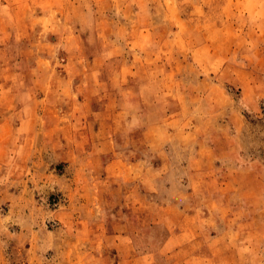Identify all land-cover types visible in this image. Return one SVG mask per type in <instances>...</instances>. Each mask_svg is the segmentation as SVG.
<instances>
[{
    "label": "clouds",
    "instance_id": "clouds-1",
    "mask_svg": "<svg viewBox=\"0 0 264 264\" xmlns=\"http://www.w3.org/2000/svg\"><path fill=\"white\" fill-rule=\"evenodd\" d=\"M253 72L264 73V0H0V203L11 201L0 215V264H11L12 239L30 243L28 264H108L94 255L105 241L119 249L120 264H264V179L255 187L219 181L211 167L219 157L200 139L231 102L226 82L241 81L248 98L249 84L264 94ZM139 130L145 158L133 163L135 151L117 152L114 137L127 149ZM49 147L67 149L70 177L38 171ZM108 152L114 159L105 163ZM29 180L35 190L59 185L67 205L37 207ZM20 185L19 195L8 191ZM141 185L163 191L159 203ZM115 197L131 214L107 236ZM38 217L62 227L41 237Z\"/></svg>",
    "mask_w": 264,
    "mask_h": 264
},
{
    "label": "rangeland",
    "instance_id": "rangeland-1",
    "mask_svg": "<svg viewBox=\"0 0 264 264\" xmlns=\"http://www.w3.org/2000/svg\"><path fill=\"white\" fill-rule=\"evenodd\" d=\"M49 40L55 42L56 37L49 35ZM63 55V53H61ZM255 76L256 84L264 82V73L253 72ZM249 87H253V95L251 98L246 96L245 86L241 81L226 82L225 88L228 96L230 97V104L226 105L223 111H220L217 116L214 117L213 124L208 130L206 137H200L205 141L206 146L211 150V154L214 157H219L211 160V167L219 169L218 173L219 181L228 182L234 181L244 187H255L259 180L264 179L260 176L262 170L259 164H264V94H261V89L256 87L255 84H249ZM82 99V98H81ZM103 102H96L93 100V110H102ZM19 107V105H18ZM219 111V110H217ZM91 120L92 118L89 117ZM98 124L94 125V130H97ZM116 151H135V155L129 156V160L135 163L139 159H144V152L146 151L145 145L142 143L143 135L142 130H139L133 134L132 145L125 149L123 148V140L119 134L115 137ZM61 143H64L61 138ZM39 146V140H38ZM200 145H197L199 148ZM235 149V151H232ZM165 150L169 151V146H165ZM66 148H57L55 150L50 147L41 152L40 156L43 160L38 171L53 176H65L70 177L71 172L67 166L68 162L63 159ZM225 153L228 156H225ZM148 156L151 157L150 163L153 168H159L163 165L164 160L154 153L149 152ZM105 163L114 159L112 152H108L102 157ZM259 162L257 166L249 170V165L252 162ZM183 164H187V160L182 161ZM31 165V161L29 162ZM209 165L205 163L203 165L204 170H208ZM229 168L235 169L229 175ZM184 183H187L185 178ZM27 187L32 190L31 196L36 202L37 207H42L45 211L55 212L61 205H67L68 201L63 192L60 190L59 185L53 184L50 187L45 186L43 190H35L31 180L28 181ZM117 185L113 184L112 188L116 189ZM164 187L168 188L170 185L165 179ZM23 185L18 187L9 188L8 191L14 195H19ZM141 195L148 197L149 199H155L157 203L160 201V197L164 195L163 191L159 194L148 192L143 185L139 187ZM191 191V189H187ZM112 199V197H107ZM116 203L106 208L108 212V219L105 223V235H115V228L113 227L116 221L120 220L122 215H130L131 210L124 206V202L119 197H115ZM192 207L188 209V214L193 215L195 211L196 200L193 199L189 202ZM11 205L10 200H3L0 203V215H7L9 207ZM183 208L184 205H181ZM231 207L236 210L240 207L239 202H233ZM25 209V213H27ZM204 214L207 215V210H204ZM115 217V220H113ZM217 226L223 228L224 225L217 220ZM9 230L13 232H19L20 226L17 224H9ZM62 227L61 223L57 219L49 218L41 220L37 218V222L34 225V230L43 237L46 232L57 233ZM148 230L153 232L157 237L161 235L160 230L154 225L148 223ZM180 231L179 228L176 229ZM211 236H216L217 232L210 230ZM39 242V241H38ZM55 244H59V239L54 240ZM28 241L24 242L23 247H20L18 241L15 239L8 240L5 248V255L11 261V264H28V248H30ZM202 252L207 253V248L201 249ZM39 254V253H38ZM226 252L225 255H229ZM45 259H51L55 255V248L49 249L43 253ZM94 255H102L108 264H120L121 254L118 248L109 247L107 241L101 247L100 253H94Z\"/></svg>",
    "mask_w": 264,
    "mask_h": 264
}]
</instances>
